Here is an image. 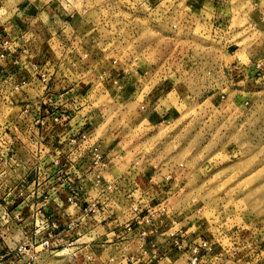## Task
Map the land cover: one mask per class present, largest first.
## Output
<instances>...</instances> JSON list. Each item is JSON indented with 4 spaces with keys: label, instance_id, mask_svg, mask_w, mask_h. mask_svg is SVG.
I'll use <instances>...</instances> for the list:
<instances>
[{
    "label": "rangeland",
    "instance_id": "obj_1",
    "mask_svg": "<svg viewBox=\"0 0 264 264\" xmlns=\"http://www.w3.org/2000/svg\"><path fill=\"white\" fill-rule=\"evenodd\" d=\"M87 7L84 47L57 52L44 41L39 53L43 61L51 56L60 74L89 84L82 105L94 111L84 127L87 143L107 155L84 179L121 220L141 209L140 220L168 226L170 238L183 232L173 240L177 251L189 255L190 245L205 239L219 255L214 264H263L264 242L251 246L248 260L241 240L252 231L256 243L264 230V0H156L146 11L136 0H87ZM68 26L61 28L72 31ZM174 72L181 77L158 91ZM2 83L0 140L13 132L26 141L17 128L21 91ZM62 150L59 164L71 154ZM3 215L1 238L7 231L18 237L19 223L8 227ZM41 236L37 250L23 245L10 263L100 264L80 244L89 235L62 247L64 241Z\"/></svg>",
    "mask_w": 264,
    "mask_h": 264
},
{
    "label": "crops",
    "instance_id": "obj_2",
    "mask_svg": "<svg viewBox=\"0 0 264 264\" xmlns=\"http://www.w3.org/2000/svg\"><path fill=\"white\" fill-rule=\"evenodd\" d=\"M155 1L136 0L141 10L145 11ZM89 11L87 0H0V42H9L7 46L0 47V53L5 50L8 53L6 59L0 60V81L4 86L11 87V82L31 80L28 87L20 90L17 108H20L19 114L26 117L25 122L39 138L36 149L41 157L38 163L28 164L26 161L30 155L33 156L30 150L35 148L26 144L29 140L24 141L26 143L17 141L11 146L8 141L5 144V140H0V154L6 160L0 162V177L7 175L0 179V213L6 218L4 225L10 227L19 223L18 237L11 238L8 231L7 236L3 234L1 238L0 235V261L14 263L23 245L37 250L42 245L44 236L41 235L48 234L57 242L64 241L60 242V247L75 245L87 235L91 236L80 244L91 247L100 264H189V255L174 248L175 240L183 232L177 234L178 238H170L167 236L169 227H164V224H161L159 232L158 221L148 223L146 218L140 220L143 218L141 209L139 212L133 209L134 215L124 221L112 215L115 211L109 208V198L99 191L95 182L84 179L88 177L89 164L93 161L89 154L84 156V160L77 159L86 164L81 171L71 170L76 169L78 162L75 165L67 161L58 164V146L67 137L77 135L85 127L87 119L94 118V111L89 106H82L89 91L87 80L83 82V78L80 80L69 74H60L59 66L51 56L43 61L39 53L44 41L50 50L55 47L57 52L61 49L75 52V48L84 47L87 31L84 26L89 20ZM75 20L83 25L82 29L73 25ZM63 24L66 29L68 25L72 26H68L72 31L61 28ZM60 34L64 37L63 43L59 40ZM79 41L82 45H79ZM86 47L89 48L88 45ZM42 74L51 78V92L48 95L41 87ZM63 76L64 79H61ZM180 77L181 73L178 72L169 74L157 90L168 91L175 79ZM82 83L86 88L81 89ZM29 90L33 91V95L29 94ZM55 117L60 118L58 123L54 121ZM8 137L10 135L6 134ZM11 147L15 150L12 151ZM99 154L105 160V149ZM63 171L62 176L68 175L71 183L65 177L60 178L58 172ZM84 171V177L80 178ZM95 187L98 191H93ZM70 197L74 199L73 203L69 202ZM91 202H96L98 209L87 213L84 209ZM29 226L32 228L29 229ZM100 227L107 231L106 234L97 235L94 232ZM143 229L146 230V237L139 236ZM74 232L75 236L72 234ZM249 233L251 236L243 235L241 240L250 253L246 254L248 260L252 259L251 253L254 251H249L251 246L258 250L260 243L264 242V230L256 240L259 243H254L250 239L254 233ZM159 234L163 238L156 237ZM185 241L187 243L186 237ZM261 246L263 250L258 256L264 258V245ZM216 258L219 255L213 252L202 261L214 264Z\"/></svg>",
    "mask_w": 264,
    "mask_h": 264
},
{
    "label": "built area",
    "instance_id": "obj_3",
    "mask_svg": "<svg viewBox=\"0 0 264 264\" xmlns=\"http://www.w3.org/2000/svg\"><path fill=\"white\" fill-rule=\"evenodd\" d=\"M8 41L6 42H0V47L2 46H7L8 45ZM8 56V53L5 51H2L0 53V60H4L6 59ZM41 87L43 88L44 92H46V95H48L51 91H50V83H51V78L49 75L47 74H42L41 75ZM14 86V89L16 90H22L23 88L28 87L31 84V80H22V81H14L11 82ZM19 126H17V128H19V132L20 134L22 133L23 136L27 137V140H29V142L27 143V145L29 144V146L33 147L35 146V148L33 147V149H29L33 155V158H35V160H37L36 163H38V161L40 160V153L39 150L36 149V145H39L38 141L39 138H37L36 135H34L33 130L31 129V127L25 122L26 117H21V115L19 116ZM54 121L56 123H58L60 121L59 117H55ZM43 123V122H42ZM88 131L89 129H85L83 128L77 135H71L69 137H67L62 143V145L58 146L57 150L58 153H60V151L63 152V146L69 148V152H71L70 156L67 158V162L68 164H72L75 165L76 162H78V165H76V169H71V170H78L81 171L85 166L83 165L84 163H80L79 161H77V159H82L84 160V156L87 154L90 155V157L92 158V163L89 164L90 166H94V168H96L98 165H100L103 161L102 157L100 154H97L96 151L98 150V148H95L92 146L91 143H87V137H88ZM6 134L9 133H5L3 134L2 140H5L4 143L6 144V141H8L9 145L11 146L12 143L17 142V140L14 139L15 134H13V137H8L6 138ZM11 133L9 134L10 136L12 135ZM19 142H23L26 143L24 141H19ZM35 149V150H34ZM11 150L14 151L15 149L13 147H11ZM99 151V150H98ZM68 153V152H67ZM0 162H6V160L2 157V155L0 154ZM59 162V160H58ZM60 163V162H59ZM58 163V164H59ZM87 163V162H85ZM57 164V165H58ZM93 168V169H94ZM89 169V168H88ZM89 171V170H88ZM65 172H58V175H60V178H64L65 176H62ZM90 173V172H89ZM85 175V171L82 173L80 178H83ZM67 179L68 182H72V179H68V175L65 177ZM85 178V177H84ZM69 202L73 203L74 199L72 197H70ZM98 209V205L96 202H91L90 205L85 207V212L90 213V212H96V210ZM49 241H45L43 243V245H48ZM258 244V243H257ZM254 246V245H252ZM214 249L213 244L209 241V240H205V239H201L200 242L194 243L193 245H190L189 247V251L188 254L190 255L188 258V262L189 264H203L204 262L202 261V259L210 254V252H212Z\"/></svg>",
    "mask_w": 264,
    "mask_h": 264
}]
</instances>
